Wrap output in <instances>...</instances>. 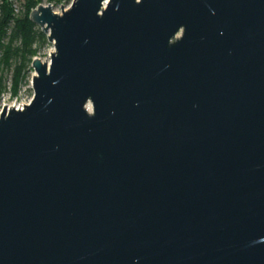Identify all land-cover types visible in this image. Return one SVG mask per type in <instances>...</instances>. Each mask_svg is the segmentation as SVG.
Listing matches in <instances>:
<instances>
[{
  "label": "water",
  "instance_id": "water-1",
  "mask_svg": "<svg viewBox=\"0 0 264 264\" xmlns=\"http://www.w3.org/2000/svg\"><path fill=\"white\" fill-rule=\"evenodd\" d=\"M0 117V264H264V0H75Z\"/></svg>",
  "mask_w": 264,
  "mask_h": 264
},
{
  "label": "trees",
  "instance_id": "trees-1",
  "mask_svg": "<svg viewBox=\"0 0 264 264\" xmlns=\"http://www.w3.org/2000/svg\"><path fill=\"white\" fill-rule=\"evenodd\" d=\"M42 0H27L26 13L24 16L16 21L14 28L12 29L9 45L6 48V54L4 55L3 63L6 67L11 66V61L16 58L20 59V66L17 67L16 85H19L21 71L25 69L26 64L32 63V57L37 55V51L34 50L37 42L44 46L48 44L47 37L41 32L35 24L32 23L30 15L35 10ZM13 13L8 6L4 8V20L2 23V28L0 30L1 36H6L7 31L5 29L9 28L13 22ZM30 61V62H29ZM14 87L13 96H17V89Z\"/></svg>",
  "mask_w": 264,
  "mask_h": 264
},
{
  "label": "rangeland",
  "instance_id": "rangeland-1",
  "mask_svg": "<svg viewBox=\"0 0 264 264\" xmlns=\"http://www.w3.org/2000/svg\"><path fill=\"white\" fill-rule=\"evenodd\" d=\"M72 2L73 0H42V2L38 5V7L41 5L45 7L51 5V7H53V11L56 14L61 15L63 11L62 8L64 7L65 10H68L72 6L73 4ZM8 45L4 46L3 49L4 54H6L5 51ZM34 50H36L38 53L36 56L32 57L31 59L32 63L35 58L44 61L45 59H48L55 52L54 46L50 43L42 46L40 45L39 42H37V44L34 47ZM32 63L26 64L25 69L21 71L22 76L20 77V81L18 83L19 85H17L18 87L16 88L15 87L16 85L15 80L17 76L16 68L20 66V59L14 58L11 61L10 68L6 67L3 62H0V110H2V108L5 105H10L11 103H14L16 100L21 101V99L24 98L29 99L31 97H34V90H32V82L35 75V71L33 69ZM14 87L15 89L18 90L16 97L13 96Z\"/></svg>",
  "mask_w": 264,
  "mask_h": 264
},
{
  "label": "built area",
  "instance_id": "built-area-1",
  "mask_svg": "<svg viewBox=\"0 0 264 264\" xmlns=\"http://www.w3.org/2000/svg\"><path fill=\"white\" fill-rule=\"evenodd\" d=\"M74 1L75 0H73V2ZM26 5H27V0H0V30L2 28L1 26L4 20V8L6 6L10 8V10L13 13V17H14V20L11 23L10 27L5 29L7 31L6 36H4L3 38L0 37V62H2L4 58L5 54L3 52V49L5 45L9 44L12 29L14 28L16 21L20 20L26 13ZM0 36H1V32H0ZM44 61L50 62V57L48 59H45ZM32 90H33V82H32ZM32 100H33V97L29 99L24 98V99H21V101L16 100L14 103H11L10 105H5L2 108V110H0V117L5 107H7L8 110H11V108L13 109L15 108L16 111H22L25 108V106L30 105Z\"/></svg>",
  "mask_w": 264,
  "mask_h": 264
}]
</instances>
